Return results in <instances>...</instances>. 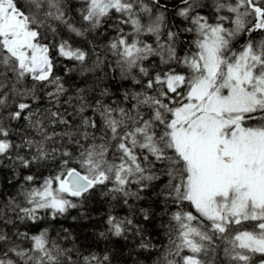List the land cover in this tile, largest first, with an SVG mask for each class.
<instances>
[{
  "label": "trees",
  "instance_id": "16d2710c",
  "mask_svg": "<svg viewBox=\"0 0 264 264\" xmlns=\"http://www.w3.org/2000/svg\"><path fill=\"white\" fill-rule=\"evenodd\" d=\"M12 1L51 72L32 75L0 34V264H264L239 240L262 217L220 225L200 209L170 125L188 104L186 85L169 84L193 72L171 50L190 49L188 21L227 22L230 60L246 43L264 51L256 15L233 8L243 0H112L108 11L104 0ZM151 11L163 55L136 28ZM73 169L94 186L72 192Z\"/></svg>",
  "mask_w": 264,
  "mask_h": 264
},
{
  "label": "rangeland",
  "instance_id": "374dc122",
  "mask_svg": "<svg viewBox=\"0 0 264 264\" xmlns=\"http://www.w3.org/2000/svg\"><path fill=\"white\" fill-rule=\"evenodd\" d=\"M111 1L101 2L104 11L110 10ZM106 4H110L109 9H104ZM162 19L161 13L151 11L146 19L136 22V28L141 33L155 34V43L158 44L155 51L160 55L166 53L165 44L158 42L161 38ZM211 25L208 33L212 36L208 41L205 39L201 47L205 58L197 59L193 67L202 71L200 78L203 79L200 85L189 86L185 94L193 104L199 103L196 111L200 112L193 117L192 113V118L184 123V116L191 112L175 109L176 120L170 123L175 127L172 140L180 154L188 160L192 198L199 208L220 225L225 222L244 225L250 219L249 216L256 214L260 217V214H264V136H261L260 130L251 131L228 120L242 117V112L249 109L247 106L252 103L255 106L264 101V74H258V80L252 86L251 83L243 82V78L232 72L231 68L228 70L227 64L221 62L223 55H218L219 45H215L221 35L219 26ZM0 34L4 36L6 47L19 57L20 62L35 77L50 74L47 47L35 42L36 32L28 29L24 16L15 8L12 0H0ZM171 50L174 53H187V50L178 51L174 46ZM258 52L264 53L262 49ZM220 67L225 71L221 78L225 80L223 82L217 77ZM177 78L184 79L181 74L171 76L169 84ZM189 81L192 82L191 79ZM194 81L198 82L196 79ZM219 82H222L221 85ZM204 98L205 101L202 100ZM214 109L219 111L214 112ZM202 123L203 128H199ZM261 125H264V121ZM221 133L223 138H220ZM223 139L227 140L226 144ZM220 143L225 144L223 151L218 150ZM225 153L236 156L240 165L227 162L221 157ZM245 162L247 165H243ZM64 185L67 186L65 181ZM240 242L250 249L264 251V231H246L240 236Z\"/></svg>",
  "mask_w": 264,
  "mask_h": 264
},
{
  "label": "flooded vegetation",
  "instance_id": "af4514ba",
  "mask_svg": "<svg viewBox=\"0 0 264 264\" xmlns=\"http://www.w3.org/2000/svg\"><path fill=\"white\" fill-rule=\"evenodd\" d=\"M223 7H226V4H219V9H217V11L215 12V15L221 16V13L223 11H225V10H223L224 9ZM238 7L240 9H242V11H245L248 7L253 8L256 11V17H258L259 7L257 5L242 4L240 6H237L235 4V6H233V8H237V9H238ZM200 10H203V8H201ZM230 11H231L232 15H236L238 13V12L235 13L233 10H230ZM204 15L205 14H203V16L199 14L198 20H190L186 23L190 29V32L192 33L191 47L192 48H193V46L195 47L194 52H190L192 50L190 47V49L186 53V55H187L186 59H187L188 63H190V62H192V60H194V62L192 64L193 67L195 66V63L197 62V59L205 58V53L201 51V49H202L201 47L204 44V40L207 39V41H208L212 36L210 33H207V31H205V27L207 25H209V23L224 24L218 20H206ZM253 24L257 26V29L260 28V29L264 30V24H260L259 19L254 20ZM227 26L228 25L226 22V27ZM247 46H248V43H246L243 46V48H246ZM227 54L228 55L223 54L225 59L230 60L233 58V56H232L233 53H227ZM245 55H246L245 67L248 71V76H249L248 80H250V83L252 84V86H254L256 81L258 80L257 75L258 74H264V53H261L258 51H250V52H247ZM195 70H197L199 73H202V71L198 70L197 68ZM245 80H246V78H245ZM245 80H243V82ZM182 81H184V80H182ZM183 86H185V84H183ZM254 104L255 103H252L251 105L247 106L249 109L242 112V115H241L242 117H239V118L233 119V120H228V121L233 122V124L235 122H237L238 126H242L243 128H247L248 130L251 129V131L253 129L260 130V131H262L261 136L263 137L264 136V125H261V123L264 121V101L258 102L255 106H254ZM236 114H234V116H236ZM222 133L220 135V138H223ZM223 140L225 141V144H226L227 140L226 139H223ZM225 144L220 143L218 150L223 151ZM237 156H238V154H237ZM221 157L225 158V160L227 162H229L231 165H235V166L240 165L237 157L234 155H230V154L226 155V153H225V155L222 154ZM243 165H247V162L243 163Z\"/></svg>",
  "mask_w": 264,
  "mask_h": 264
},
{
  "label": "water",
  "instance_id": "95a60500",
  "mask_svg": "<svg viewBox=\"0 0 264 264\" xmlns=\"http://www.w3.org/2000/svg\"><path fill=\"white\" fill-rule=\"evenodd\" d=\"M110 4H106L104 9H109ZM174 85H178L175 82ZM102 178V177H101ZM66 181L71 190L75 192H84L91 189L94 185V181L88 179L83 173L78 170H72L66 175Z\"/></svg>",
  "mask_w": 264,
  "mask_h": 264
}]
</instances>
